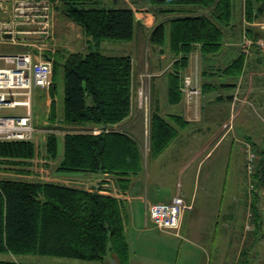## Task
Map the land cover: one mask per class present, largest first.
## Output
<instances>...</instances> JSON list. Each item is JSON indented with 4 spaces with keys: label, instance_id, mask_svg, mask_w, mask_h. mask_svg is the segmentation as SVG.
<instances>
[{
    "label": "trees",
    "instance_id": "obj_1",
    "mask_svg": "<svg viewBox=\"0 0 264 264\" xmlns=\"http://www.w3.org/2000/svg\"><path fill=\"white\" fill-rule=\"evenodd\" d=\"M58 1L62 3L61 11L79 24L91 41L87 51H70L53 61V80L57 72L64 80L58 121L67 127L90 125L101 130L65 132L61 152L58 135L49 134L46 157L57 162L58 172L107 173L113 179L128 182L142 170L141 150L127 131L112 125L123 121L131 111L132 59L129 54L103 52L100 42L130 40L138 25L134 10L120 5L118 0ZM147 1L160 4L155 12L165 17L152 28L149 40L158 46L169 40L171 51L178 57L174 69L187 63L196 43L205 53L218 51L237 18L233 0ZM243 17L248 22L264 18V0H243ZM243 30L254 40L258 37L251 26ZM244 62L240 52L232 57L225 72L237 75ZM181 93L175 71L170 74L168 95L176 100ZM55 117L56 104L52 100L50 119ZM186 123L179 115L152 111L150 157L159 154ZM36 155L32 141H0V169L16 173L0 177V253L8 255L0 257V264H51L19 260L31 254L98 262L114 258L124 264L129 254L124 231L125 201L101 192L100 187L27 178ZM252 177L256 202L257 189L264 188V151ZM255 213L261 216V208H256Z\"/></svg>",
    "mask_w": 264,
    "mask_h": 264
},
{
    "label": "crops",
    "instance_id": "obj_2",
    "mask_svg": "<svg viewBox=\"0 0 264 264\" xmlns=\"http://www.w3.org/2000/svg\"><path fill=\"white\" fill-rule=\"evenodd\" d=\"M238 3L236 12L238 19L236 18V22L232 24L233 27L228 29L226 38L218 51L205 53L201 45L196 43L188 55L187 63L174 69L173 52L168 45H166L167 48L162 45L157 48V57L160 61L166 59L164 64H150V59L147 61L148 65H144L145 73L141 74L142 72L139 71L133 73L135 85L138 84V78L140 81L143 75L149 77L152 111L156 110L165 116L176 114L187 121L184 126L179 128L170 143L155 157H151L153 165L150 166L146 160H143L142 170L128 182L113 179L107 173L76 172L66 176L69 178L67 180L72 183L70 185L85 188L100 187L102 188L101 192L114 194L125 201L124 231L129 254L124 264H226L229 262L225 258V251L221 252L220 249L230 246L231 236L233 233L235 236L240 227L231 226L227 220L229 221L235 212H238L239 205L247 216L245 210L247 209L248 194L253 197V191H247L242 187L244 185L242 177H248V175L244 165L241 140L242 138L249 139L251 133L245 124H241V120L251 119V112L247 110L248 101L252 102L250 105H254L260 116L264 115V69L262 66L249 67L247 63H244L237 75L225 72L232 56L235 57L242 51L248 52L245 47L242 48L243 44H240L243 39L247 37L251 43L264 42V18L255 19L252 22L246 21L243 17V0ZM4 7L6 9H0L1 19L8 18L6 3ZM59 10L53 9V38L45 50L53 60L61 59L70 51L85 52L91 42L83 28L65 15L61 9ZM134 16L138 23L135 33L139 29L144 30L143 28L149 30L158 21L165 19V17H159L149 11L134 12ZM247 26L255 28V31L260 32L262 37L258 34L254 40L251 35L244 33L243 29ZM2 45H6L5 47H9V49L6 52L0 50L1 53L16 52L22 49L20 45L7 42L2 43L0 48ZM236 45L240 47V50L237 49L238 52L231 50ZM100 48L105 53L115 54L110 51H115V40H102ZM166 49L167 51H165ZM130 50V53L124 54H131L134 67L138 61V52L133 53L132 49ZM256 52L263 54L264 50L258 49ZM248 53H243L245 62ZM152 56L151 48L144 57L146 60ZM0 60L3 62V65L0 66H4L5 61L1 58ZM170 60L172 63H169ZM175 71L179 76L182 92L179 99L176 100L173 96L168 95L170 74H174ZM187 75L191 76L192 85L199 90L197 104L195 101L187 100L181 89L183 77ZM53 83L52 78L49 88H34L32 106L35 103L37 107L39 105V108H42L44 106L42 100H45L44 102L48 105L47 96H53ZM235 90H240L241 98L233 96ZM53 98L55 99L53 96L51 101ZM235 103L237 114L233 127V123L228 122V119ZM137 108L136 101H133L129 118L118 124L128 121L124 124L128 134L131 136V133H134L141 137L142 126L137 127L135 125L137 121H130V117L134 115ZM47 110L49 111L48 107ZM46 113H43L42 120L44 116L46 117ZM219 118L223 121L216 124L215 120L217 121ZM209 120L212 121L211 124L203 126ZM190 123H196V125L193 126ZM112 126L115 127V124ZM89 127L90 125L70 126L72 129L69 131L81 132ZM129 129L132 131L130 132ZM166 153L169 158L167 162L163 163L161 159ZM166 167L170 169V172H165ZM36 172L37 174L42 173L41 170ZM47 173L49 175V172ZM54 173L59 172L54 171ZM41 175L43 176V174ZM167 175L170 178L165 180ZM60 177L62 176L58 175L52 180L58 181ZM39 179L41 178L39 177ZM259 189L260 187L257 189L258 203L261 199ZM175 195L182 196L188 207L185 209L181 224L176 231L161 230L150 219L147 208L151 203L168 202ZM137 216L139 220L136 219ZM148 222L152 223V227L148 225ZM151 228L155 231L153 232ZM229 234L230 237L227 239L226 236ZM239 239L234 242L242 244L243 241L241 238ZM219 254L221 255L219 256ZM212 256H214L213 261Z\"/></svg>",
    "mask_w": 264,
    "mask_h": 264
},
{
    "label": "rangeland",
    "instance_id": "obj_3",
    "mask_svg": "<svg viewBox=\"0 0 264 264\" xmlns=\"http://www.w3.org/2000/svg\"><path fill=\"white\" fill-rule=\"evenodd\" d=\"M51 1L53 3L55 10L61 9L62 3L60 1H58V0H51ZM103 1L107 3L109 0H103ZM238 2H240V0H233L235 13L238 11V4H239ZM118 3L120 5H127V6L131 7L134 10V12H136V13H140L143 11H149V12H153L155 15H157V13L155 11L160 6V4L158 6V5H155V3H151L147 0H139V2H134L133 0H118ZM158 16L160 17L161 15H158ZM0 17H1V14H0ZM152 28L149 30H148V28H143L144 30H140V29L137 30L136 33H134V36L130 40H127V41L115 39V51L110 50L111 53L115 52V54L130 53V51H131L130 49H132L133 53H136V51L138 52V54H137L138 55V61L136 64H134V67L132 66V73H135L136 71L142 72L141 74L145 73L144 72V70H145L144 65L145 66L148 65L147 61H149L150 59H151L150 64H153V65H157L156 63H158V64L163 63L164 64L166 62V59H164V60L162 59L163 61L159 60V58L157 57L158 56L157 48L159 46L155 45L154 43H152L149 40V34H150ZM258 34L260 37H262V34L260 32H258ZM255 37H257V36H255ZM240 44H243L242 48L245 47V49H247L249 52L248 53V52L242 51V53H244V54L248 53L247 54L248 58H247L246 62H244V63H247L249 65V67H252L255 65H260L264 69V53L262 54L261 52H256V50H258V49L264 50V42L261 41V42L251 43V40H248L246 37V39H243V41H241ZM163 45L165 48H167L166 45L169 46V40L168 39L165 40ZM5 46L6 45H2V47L0 48L1 52H6V50L9 49V47H5ZM151 48H152L153 56L151 58H146V60H145L144 56L146 55V52L149 51V49H151ZM239 48L240 47H238L236 45V47H234V49H231V50L238 52L237 49H239ZM139 51H140V53H139ZM165 51H167V49ZM259 54H262V55H259ZM129 55L131 56V54H129ZM172 55H173L172 59L175 57L174 61H173V64H174L175 60L178 57H176V55H174V54H172ZM232 57H234V56H232ZM131 58H132V56H131ZM171 60L169 63H172ZM0 65H3L2 60H0ZM173 67H174V65H173ZM135 76H136V74H135ZM185 77H189V80L192 84L191 76L187 75ZM183 79H184V77H183ZM53 82H54L53 83V85H54L53 96L55 97V99L54 98L53 99L55 100V102L57 104L55 119L53 121L50 119L51 109L49 108V103H50L51 98L53 96H51V95L47 96V98L49 99L48 105L44 102L45 100H42V103L44 105L42 107L43 109L39 108L38 104H37L38 105V107H37L35 105V103H34V106H32V108H33L32 109L33 110L32 123L35 127V132L33 134V139L31 141L34 142V144L36 146V154L37 155L32 161L33 165L30 166V170L32 171V173L26 175V177L31 178V179H39V177H40L41 179H44V180H49V178H51L50 180H52V178H56L59 175V176H62L59 178V180H58L59 182H62L65 184H72L71 182H69V180H67L69 178L66 177V176H69L71 174L63 173V172L54 173V171H56L55 167H56L57 162L46 157L45 143H46L47 136L49 134H52V133H55L56 135H58V137H59V151L61 152V147H62L61 146V137L65 132L72 129L70 127L68 128L67 126L62 125L58 121L61 118L62 98H63V88H64V80H63L62 74L60 72L56 73ZM137 82H138L137 85H135L133 82V87H132V91H131V110H132V102L133 101H136L138 108H137V110H135L134 115L132 117H130L131 118L130 121L131 122H133L134 120L137 121V122H135L136 123L135 125L137 127L142 126L143 130H141V137L134 135V133H131L132 134L131 136L133 139L136 138L135 141L138 143L139 148L141 150L142 161L146 160V162L148 164H150V166H152L153 164L151 161V157H149L150 155H149V145H148L149 144V131H150L149 130L150 118H151V113H152V110H151V108H152L151 107L152 96H151V91H150V86H149V77H146V75H143L141 77L140 81L138 78ZM198 96H199V93H197L196 95H193L190 100L195 101L197 104V101H198L197 97ZM233 96L241 98L240 90H235V94ZM192 99H194V100H192ZM237 100H239V99H237ZM250 102L251 101H248L249 106H248L247 110H250V112H251V115L249 114L251 119L248 121H244V119H243V120H241V124L246 125V128H248V131H249V133H251V135H250L249 139L242 138L241 147L243 148V144H249L250 147L252 148L255 156H256L254 163L255 162L257 163V160L261 159V156H262L263 151H264V118L263 119L261 118V117H264V115L260 116V113L256 111V108L254 107V105H252V104L250 105ZM235 106H236V103L233 104V106H232L233 111L231 110L230 115H229V119H228V122L230 121L231 123H233V127L235 125L234 120H235L236 114H237ZM47 107H48L49 111L47 110ZM8 111H9V113H12V114L13 113H23L24 109L22 107H17L15 109L8 110ZM44 112L45 113L47 112V113H46V117L44 116V118L42 120ZM130 113H131V111H130ZM34 117H35V119H34ZM127 118H129V117L127 116L125 119H127ZM220 121H223V119L221 120L219 118L217 121L215 120V123L218 124ZM126 122H128V121H126ZM126 122L121 123V124L116 123L115 128L127 131V129H126L127 127L124 125V124H126ZM211 122L212 121L209 120L207 123L205 122L203 126H205L206 124H211ZM190 125L194 126V125H196V123H190ZM96 127L101 130V128L99 126H90L88 129H85V130H88V132H92V130ZM85 130H82V131H85ZM129 131L131 132L132 130L129 129ZM238 145H240V144L238 143ZM242 154H243V157L245 160L244 165L246 168V159L244 156V152H242ZM168 156H169L168 153H166L164 155V158L161 159V161L163 163L167 162L168 158H169ZM165 166H166V164H165ZM168 169L169 168L166 167L165 172H167V173L170 172V169H169V171H168ZM37 170H41L42 173L37 174V172H36ZM47 172H49V175ZM56 172H58V171H56ZM252 172H248L246 170L248 177H244V176L242 177L243 183H244V185L242 187H244L245 190L247 189V191L253 190L251 188L249 189V181H250V179L253 180V177H252L253 173ZM41 174H43V176ZM4 176H16V173L10 169H0V177H4ZM166 178H170V177L167 175V176H165L164 179L166 180ZM52 181H54V180H52ZM259 190H260V194H261L260 195L261 199L259 201V207L261 208V216H259L255 213L258 200H256V202H255L254 198L248 194V196H249L248 197V203L246 204L247 209L245 210L247 213V216L245 215L244 212H242L243 208L239 205L238 206V212H235V215H233V217L230 218L229 221L227 220L228 224H230L231 226L240 227V229H238L235 236H234L235 233H233V236H231L232 241H231L230 246L228 248L225 247L224 249H220L221 252L225 251V253H226L225 258H227V260H229V262L226 264H264V194H262V191H264V188H260ZM242 192H243V188H242ZM136 219L139 220L138 216ZM148 225L150 227H152V223L148 222ZM152 231L154 232L155 230L152 229ZM229 237H230V234H229V236L228 235L226 236L227 239H229ZM239 238H241V240L243 241L244 244L243 243L241 244L240 242H234V240H237ZM220 255L221 254H219V256ZM0 257H8V255L0 253ZM211 259L213 261L214 256H212ZM19 260L21 262H25V263L26 262L27 263L46 262V263H51V264H101V263L102 264H109V261H106V262L105 261L104 262L86 261V260H81V259H76V258L46 256V255H33V254L21 256V257H19Z\"/></svg>",
    "mask_w": 264,
    "mask_h": 264
},
{
    "label": "built area",
    "instance_id": "obj_4",
    "mask_svg": "<svg viewBox=\"0 0 264 264\" xmlns=\"http://www.w3.org/2000/svg\"><path fill=\"white\" fill-rule=\"evenodd\" d=\"M5 3L8 18H0V45L7 42L20 45L22 49L0 52V58L5 61L4 66H0V141H31L35 132L32 123L34 88L47 89L52 84L54 60L45 50L53 38V3L51 0H0L1 10L6 9ZM182 84V91L191 101L198 89L189 77H184ZM17 107H22L24 112L9 113L8 110ZM99 132L97 127L92 130V133ZM242 150L246 170L254 173L256 156L252 148L243 144ZM250 188H254L252 179ZM187 207L184 198L175 195L168 202L151 203L147 210L159 229L176 231Z\"/></svg>",
    "mask_w": 264,
    "mask_h": 264
},
{
    "label": "water",
    "instance_id": "obj_5",
    "mask_svg": "<svg viewBox=\"0 0 264 264\" xmlns=\"http://www.w3.org/2000/svg\"><path fill=\"white\" fill-rule=\"evenodd\" d=\"M259 207V203L257 202V208ZM259 213H260V211H259ZM109 264H118V262L114 259V258H112L110 261H109Z\"/></svg>",
    "mask_w": 264,
    "mask_h": 264
},
{
    "label": "bare ground",
    "instance_id": "obj_6",
    "mask_svg": "<svg viewBox=\"0 0 264 264\" xmlns=\"http://www.w3.org/2000/svg\"><path fill=\"white\" fill-rule=\"evenodd\" d=\"M198 91H199V90H198ZM10 102H12L13 104H16L15 102H13V101H11V100H10Z\"/></svg>",
    "mask_w": 264,
    "mask_h": 264
}]
</instances>
